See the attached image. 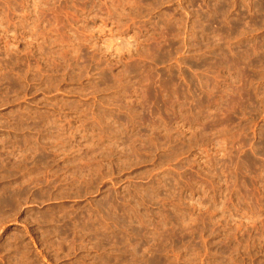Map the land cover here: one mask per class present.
I'll return each instance as SVG.
<instances>
[{
    "label": "rangeland",
    "instance_id": "rangeland-1",
    "mask_svg": "<svg viewBox=\"0 0 264 264\" xmlns=\"http://www.w3.org/2000/svg\"><path fill=\"white\" fill-rule=\"evenodd\" d=\"M78 47L97 70L53 65ZM128 84L132 102L147 86L165 111L182 109L164 117L171 135L137 155L90 151L99 130L87 137L80 111ZM205 90L229 101L210 100L215 127L191 118ZM40 114L72 129L51 144L31 127ZM44 191L56 195L38 201ZM114 204L137 226H113ZM151 253L264 264V0H0V264H150Z\"/></svg>",
    "mask_w": 264,
    "mask_h": 264
},
{
    "label": "bare ground",
    "instance_id": "bare-ground-1",
    "mask_svg": "<svg viewBox=\"0 0 264 264\" xmlns=\"http://www.w3.org/2000/svg\"><path fill=\"white\" fill-rule=\"evenodd\" d=\"M34 23L41 22L39 19L33 20ZM56 41V43H61L62 40L59 37H56L53 42ZM40 51H44L43 48L40 49ZM48 55H52L47 53ZM60 57L56 59V61L52 60L53 65L56 66V68H61L63 66L62 61L65 62L67 59L70 63L68 64V68H77L78 70H87V69H94L97 70L98 67V60L96 59L94 54L90 53H82V49L80 47L76 48L75 50H71L70 52H67V56H63L61 53H58ZM225 58V56H223ZM223 58L221 59L222 65H225V62L223 61ZM80 60L85 62L84 64H80ZM73 62V63H72ZM100 62V61H99ZM7 67H14L11 63L7 64ZM111 64L106 63L103 69L100 70L101 76L103 77V85H108L109 89H111L116 82L113 81V78L111 76ZM127 74L132 77L134 76V70L128 68L126 70ZM109 76V77H108ZM15 78H20L19 75L15 76ZM7 80H10V77H7ZM109 80L113 82L114 84H107ZM100 83V84H101ZM99 84V85H100ZM14 84L11 83L8 85V88L12 89L14 88ZM223 92L226 91V89H222ZM207 93V98L205 99V103H195V106L193 105L192 108H190L191 114L194 116L191 118H195L194 121L205 120V123L208 125L215 127L220 123V121L213 116L211 113L212 106L210 105V100H214L216 97L212 94L210 90H205ZM131 93H133L132 85H123L117 93H114L113 95L106 97L105 99H100L99 104L92 105L88 108V110L80 111V115L83 114L85 118L90 120L89 123H86L83 127L85 128V131L88 132L90 130V133H87V137H90L91 140H96V135L94 132L98 129L99 130V136H97V140L99 141V146L94 145L90 147V151H96L99 150L101 153L106 151H114V152H122L124 155H137L138 150L149 148H159L163 145L161 143V139H167L171 130L168 125H170L169 122L164 120V117L172 118L175 116L174 114H180L182 112V109L178 108L174 110L173 113H169L165 111L163 108V103L154 95L153 90L150 87H144L143 95L140 97V99L135 100V102L131 101ZM217 98V97H216ZM218 104L221 106H226L227 101L224 97L217 98ZM79 105H73L72 106V112L78 111ZM205 114H202V113ZM47 113V112H44ZM53 113L60 116L63 115L62 112H57L53 110ZM173 114V115H171ZM39 115V114H38ZM39 117V118H38ZM35 121L31 124L32 128H35L36 132H39L40 129H43L44 135H46V139L51 143L54 144L55 141H60L61 139L55 138L59 134H63L66 131V128L72 127H66L65 123L63 121H60V119L63 118H56L47 114H40ZM41 118V119H40ZM181 118V117H180ZM40 119V120H39ZM187 119V118H186ZM165 121V123H164ZM193 121H190V125H192ZM171 126V125H170ZM30 137V136H29ZM28 138V137H27ZM31 140V139H30ZM105 140V145L102 144V141ZM59 143V142H58ZM33 149V148H32ZM148 149V150H149ZM42 159L45 158V156H41ZM40 195H43L46 198H52L56 195L53 191H44L42 193L38 192L37 199L39 201ZM110 195H108L103 200H100L96 203V207H105V202L107 205L112 206L113 202L108 201L107 198H109ZM35 197V196H34ZM43 197V198H44ZM21 199V198H20ZM106 199V200H105ZM102 201V203H101ZM108 201V202H107ZM110 202V203H109ZM112 202V203H111ZM138 204L136 203L134 205V209L137 210ZM114 208L119 212L118 216H114V225L113 226H137L134 225V222H136V218L134 217L132 220H127V222H124L123 212H120L119 206H116L114 204ZM121 213V214H120ZM35 213H28V215H34ZM31 217V216H30ZM35 219L34 217H32ZM141 224L142 221L145 223V214L140 213L139 215ZM125 223V224H124ZM144 223L142 224L144 226ZM141 225V226H142ZM139 226V225H138ZM139 246V243H129L127 245L128 248L132 249V252H134V255L137 252V248ZM150 264H152L154 261L153 254L151 253V260L149 261Z\"/></svg>",
    "mask_w": 264,
    "mask_h": 264
}]
</instances>
